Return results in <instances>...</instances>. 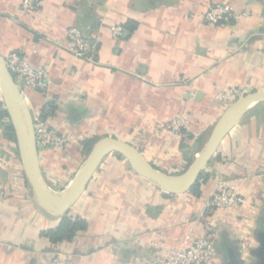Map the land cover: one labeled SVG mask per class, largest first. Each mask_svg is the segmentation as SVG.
Returning <instances> with one entry per match:
<instances>
[{"label": "crops", "instance_id": "0c3cea01", "mask_svg": "<svg viewBox=\"0 0 264 264\" xmlns=\"http://www.w3.org/2000/svg\"><path fill=\"white\" fill-rule=\"evenodd\" d=\"M219 1L248 16L206 24L203 14ZM21 2L0 0V54L18 52L47 70L45 90L21 89L33 118L41 113L71 140L63 149L39 146L44 178L59 194L89 156L82 151L89 138L124 140L163 172L183 173L229 107L218 97L231 89L264 90V0H41L34 13L24 12ZM116 25L125 27L121 37L112 34ZM74 26L97 45L92 60L66 48ZM185 114L190 128L183 135L156 131L158 122ZM8 124L0 117V264H47L58 252L76 264H161L156 246L180 248L190 226L214 242L212 264H261L264 104L223 140L199 195L152 185L114 152L62 215L39 202L16 141L6 136ZM222 180L246 196L244 205L207 209ZM68 216L88 227L58 244L42 235Z\"/></svg>", "mask_w": 264, "mask_h": 264}, {"label": "water", "instance_id": "95a60500", "mask_svg": "<svg viewBox=\"0 0 264 264\" xmlns=\"http://www.w3.org/2000/svg\"><path fill=\"white\" fill-rule=\"evenodd\" d=\"M0 89L10 125L15 133V141L26 178L41 205L57 215L65 214L83 195L103 160L114 152L123 156L131 168L152 185L172 194L188 192L207 170L209 163L231 130L251 110L264 104L263 90L246 94L230 105L216 123L204 150L181 174H168L156 168L147 161L139 149L124 140L115 137L101 139L94 145L70 187L59 194L48 185L44 178L39 161V145L32 111L1 54ZM261 241V264H264V232L261 234Z\"/></svg>", "mask_w": 264, "mask_h": 264}, {"label": "built area", "instance_id": "2783aa9c", "mask_svg": "<svg viewBox=\"0 0 264 264\" xmlns=\"http://www.w3.org/2000/svg\"><path fill=\"white\" fill-rule=\"evenodd\" d=\"M41 0H22L20 7L24 12L34 13ZM248 16V12L239 13L230 3L225 1L216 2L203 14V20L208 25L231 24L238 17ZM115 37L124 35L125 27L116 25L111 28ZM66 48L78 57L93 59L97 45L89 39L81 28L71 27L67 31ZM6 64L18 86L29 87L34 90H45L47 83V70L45 67H35L22 57L18 52L10 53L6 58ZM242 96L239 89H231L229 92L218 97L219 102L232 105ZM38 145L43 149H63L71 140L60 135L38 113L34 119ZM190 128L188 115L179 116L170 120L160 121L156 124V131H170L183 135ZM246 203V196L236 186L219 181L215 191L207 203L208 210L234 211ZM204 228L207 226L204 224ZM180 248H169L161 245L156 246L157 261L161 264H212L217 255L214 242L206 237H197L193 226L188 228ZM47 264H76L70 257L62 252L56 253Z\"/></svg>", "mask_w": 264, "mask_h": 264}, {"label": "trees", "instance_id": "16d2710c", "mask_svg": "<svg viewBox=\"0 0 264 264\" xmlns=\"http://www.w3.org/2000/svg\"><path fill=\"white\" fill-rule=\"evenodd\" d=\"M0 117H8L6 110H0ZM6 136L10 140H15V133L10 124H8L6 128ZM96 141L97 138H89L82 141V151L86 154H89ZM199 180L191 189V192L196 195L200 194L201 183L205 182L207 177L205 175H201ZM87 227L88 223L86 220L80 217L68 216L63 218L60 226H58L56 229L42 232V235L48 237L53 243L58 244L64 241L72 240L75 237L77 231L85 230Z\"/></svg>", "mask_w": 264, "mask_h": 264}]
</instances>
